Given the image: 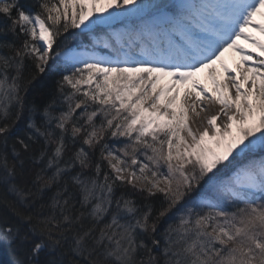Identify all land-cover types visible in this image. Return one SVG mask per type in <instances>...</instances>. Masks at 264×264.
<instances>
[{"label": "snow or ice", "instance_id": "1", "mask_svg": "<svg viewBox=\"0 0 264 264\" xmlns=\"http://www.w3.org/2000/svg\"><path fill=\"white\" fill-rule=\"evenodd\" d=\"M258 16L264 0H0V264H264Z\"/></svg>", "mask_w": 264, "mask_h": 264}, {"label": "rangeland", "instance_id": "2", "mask_svg": "<svg viewBox=\"0 0 264 264\" xmlns=\"http://www.w3.org/2000/svg\"><path fill=\"white\" fill-rule=\"evenodd\" d=\"M258 19H264V17H260L259 16V18ZM250 31L252 32V34L254 35V36H257V37H259L261 40H264V34H261L257 29H255V28H252V29H250ZM239 43H241L246 49H248L249 51H251V50H253V45L250 43V42H248V41H245V40H241V41H239ZM255 51L256 52H258L259 51V49L257 48V49H255ZM229 55H231L230 57H232V59L233 60H230L229 61V67H231V68H236V64L239 62V60H240V53H238L237 51H235V50H231L230 51V54ZM224 62L226 61V60H223ZM243 66V65H242ZM198 111H199V109H197Z\"/></svg>", "mask_w": 264, "mask_h": 264}, {"label": "bare ground", "instance_id": "3", "mask_svg": "<svg viewBox=\"0 0 264 264\" xmlns=\"http://www.w3.org/2000/svg\"><path fill=\"white\" fill-rule=\"evenodd\" d=\"M259 18V16L257 17V19ZM232 49H229L225 52L223 60H226L225 63L229 64L230 60H233L232 57H230V51ZM215 67L217 68V70L221 73V78L223 77V70L220 67V62H217V64L215 65ZM231 68V67H230ZM234 69V68H232ZM198 77L205 83L208 85L209 88L212 87V81H211V77L209 75V70L208 69H203L200 73L197 74ZM190 116L192 117V121H196L198 122V118L195 116V114L190 113Z\"/></svg>", "mask_w": 264, "mask_h": 264}, {"label": "trees", "instance_id": "4", "mask_svg": "<svg viewBox=\"0 0 264 264\" xmlns=\"http://www.w3.org/2000/svg\"><path fill=\"white\" fill-rule=\"evenodd\" d=\"M40 87V85H37V88H39Z\"/></svg>", "mask_w": 264, "mask_h": 264}]
</instances>
